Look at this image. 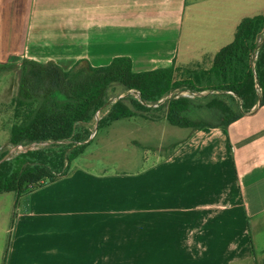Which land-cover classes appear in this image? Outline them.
<instances>
[{"label": "crops", "instance_id": "1", "mask_svg": "<svg viewBox=\"0 0 264 264\" xmlns=\"http://www.w3.org/2000/svg\"><path fill=\"white\" fill-rule=\"evenodd\" d=\"M263 3L0 0V62L67 70L124 56L135 72L200 62ZM75 160L51 184L0 194V264H264V105L226 128L190 129L153 162L152 186L146 178L142 202L128 209L117 197L103 201L108 176Z\"/></svg>", "mask_w": 264, "mask_h": 264}, {"label": "trees", "instance_id": "2", "mask_svg": "<svg viewBox=\"0 0 264 264\" xmlns=\"http://www.w3.org/2000/svg\"><path fill=\"white\" fill-rule=\"evenodd\" d=\"M9 71L17 73V121L10 127L8 144L38 145L19 153L0 145V194L13 191L19 198L70 172L92 141L98 110L97 129L140 116L194 131L226 128L263 106L264 14L243 18L232 42L200 62L141 72L133 71L132 60L124 56L102 66L79 59L67 70L54 61L0 62V76ZM129 90L139 91L145 103ZM183 91L196 95L185 97ZM196 109L210 111L215 122L192 118Z\"/></svg>", "mask_w": 264, "mask_h": 264}, {"label": "rangeland", "instance_id": "3", "mask_svg": "<svg viewBox=\"0 0 264 264\" xmlns=\"http://www.w3.org/2000/svg\"><path fill=\"white\" fill-rule=\"evenodd\" d=\"M229 1L232 3L235 0ZM255 12L258 15L264 14V3ZM190 15L189 6L184 16L182 30L184 35H187L189 29ZM16 90L17 73L9 71L2 74L0 76V145L9 147L11 151L8 135L11 125L17 121L14 116ZM223 99L228 101L226 97ZM191 116L194 119L215 122L213 114L207 110L196 109L191 112ZM96 125L94 119L92 141L85 152L75 160V166L81 170H90L89 172L108 176L107 185L105 184V188L103 186V201L117 197L120 204H125L124 209H128V204L142 202L144 181L148 178L149 182L146 185L151 186V181H154L153 178L149 180L150 176L147 172L155 165L153 162L158 161L161 154H168L176 142L183 139L190 131V128L174 126L166 119L154 122L140 116L119 119L104 128L97 129ZM107 209H109L107 204H103V210ZM251 230L255 236L257 232L253 223Z\"/></svg>", "mask_w": 264, "mask_h": 264}, {"label": "built area", "instance_id": "4", "mask_svg": "<svg viewBox=\"0 0 264 264\" xmlns=\"http://www.w3.org/2000/svg\"><path fill=\"white\" fill-rule=\"evenodd\" d=\"M129 94H131L132 96H134L136 99H138L139 101H141L142 103H145L143 102V100L141 99V94L139 91L137 90H129L128 91ZM181 95L185 96V97H190V98H193L196 94L195 93H190L189 91H183L180 93ZM123 95H120V97H122ZM178 96V95H177ZM163 101V99L160 100V102ZM156 106V105H155ZM102 115V111L101 110H98L95 114V118L96 119V124L98 123V120L100 119ZM94 136V134L92 133L91 136H90V139ZM38 145L36 143H31L27 146H24V145H17V146H14L12 147V151L10 150V153H19V152H26L27 150H31V149H35L37 148Z\"/></svg>", "mask_w": 264, "mask_h": 264}, {"label": "water", "instance_id": "5", "mask_svg": "<svg viewBox=\"0 0 264 264\" xmlns=\"http://www.w3.org/2000/svg\"><path fill=\"white\" fill-rule=\"evenodd\" d=\"M97 127V125L95 126V128Z\"/></svg>", "mask_w": 264, "mask_h": 264}]
</instances>
